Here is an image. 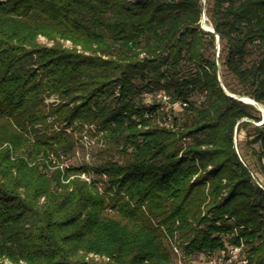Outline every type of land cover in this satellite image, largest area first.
<instances>
[{"label":"trees","instance_id":"1","mask_svg":"<svg viewBox=\"0 0 264 264\" xmlns=\"http://www.w3.org/2000/svg\"><path fill=\"white\" fill-rule=\"evenodd\" d=\"M219 68L264 106V0H0V264H264V125Z\"/></svg>","mask_w":264,"mask_h":264},{"label":"built area","instance_id":"2","mask_svg":"<svg viewBox=\"0 0 264 264\" xmlns=\"http://www.w3.org/2000/svg\"><path fill=\"white\" fill-rule=\"evenodd\" d=\"M156 96L159 102L165 105L169 104V98L163 92L158 93ZM88 134H95L96 140L99 139V136L97 135L96 129L94 127L86 129V131L82 134L81 144L83 149L86 151L87 161H90V150L93 148L96 142L91 140ZM64 166L66 167L67 165ZM82 179L86 180L87 182H91L93 177L92 175L90 177L83 176ZM103 179H106V177L103 176ZM173 252L176 255L175 264H186L184 256L181 255L177 247L173 248ZM204 264H247V260L244 256H242V247L229 246L216 252L212 256L205 258Z\"/></svg>","mask_w":264,"mask_h":264},{"label":"rangeland","instance_id":"3","mask_svg":"<svg viewBox=\"0 0 264 264\" xmlns=\"http://www.w3.org/2000/svg\"><path fill=\"white\" fill-rule=\"evenodd\" d=\"M202 22H203V18H202ZM202 22H201V27L203 26L206 29H212V26H211V24L209 23L208 20L204 24ZM41 42L44 43L45 41L41 40ZM152 103H160L158 101V98H157L156 95L144 97V104L151 105ZM164 106L166 107L165 110H167V109L169 110V108H171L170 106H167L165 104H164ZM262 109L264 111V106H262ZM173 110L178 111V107L173 106ZM261 117H262V115H261ZM88 135L90 136L91 140H93L95 142L98 140V139L96 140L95 134H88ZM235 137H236L235 138L236 139V145H240V149L245 148L246 147L245 146L246 145V141H247V132L242 131L239 134H236ZM95 145L93 147H96ZM242 151L244 153L247 152L244 149ZM242 151H239V154H242ZM94 152H95V148H93L92 151L90 152V161H87V159H86V151H85V149H83V150L79 151L78 154L72 155L70 157L68 163L73 165V166H84V165H87V166H90V168H93V167H95V164H96V163L94 164L93 161H92L93 158L95 157L94 156ZM114 157H115L116 160H119L118 156L115 155ZM92 177L95 178L94 175H92ZM260 181L264 183V180L262 179V177H260ZM92 258L96 259L93 256L89 257V259H91V260H92ZM204 263H205V258H202V257H193L192 259L186 261V264H204Z\"/></svg>","mask_w":264,"mask_h":264},{"label":"water","instance_id":"4","mask_svg":"<svg viewBox=\"0 0 264 264\" xmlns=\"http://www.w3.org/2000/svg\"><path fill=\"white\" fill-rule=\"evenodd\" d=\"M203 4L205 5V0H203ZM207 21V17H206V14H205V10H204V14H203V24ZM202 29L205 30L206 32H209L211 34H214L215 37H216V51H217V58H219V54H220V39H219V36L215 33V31L213 29H206L202 26ZM219 66V64H218ZM220 74H221V70L219 68V71H218V75H219V81L221 83V80H220ZM221 88L222 90L224 91V93L231 99H235L239 102H242V103H245V104H248V105H251L253 106L259 113H261L262 115V122L261 123H255L253 121H250L252 122L253 124H255L256 126L258 127H261L264 125V111L262 109V106L255 102L254 100H251L250 98H247V97H240V96H236V95H231L226 89L225 87L223 86V84L221 83ZM256 181V180H255ZM257 182V181H256Z\"/></svg>","mask_w":264,"mask_h":264}]
</instances>
